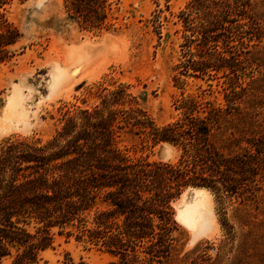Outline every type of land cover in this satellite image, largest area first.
Listing matches in <instances>:
<instances>
[{
  "label": "trees",
  "instance_id": "trees-1",
  "mask_svg": "<svg viewBox=\"0 0 264 264\" xmlns=\"http://www.w3.org/2000/svg\"><path fill=\"white\" fill-rule=\"evenodd\" d=\"M10 1L0 0V63L21 39L5 17ZM64 2L81 30L106 26V0ZM258 3L264 10V0H190L178 15L188 34L177 68L194 78L223 79V104L188 97L177 108L179 118L158 125L121 87L108 90L92 109L64 113L44 142L2 143L0 259L38 264L53 248L56 230L103 246L118 258L110 264H165L176 226L172 204L186 189L255 209L264 185V123L241 104L257 92L251 74L263 67ZM123 134L143 146H172L179 156L175 163L130 158L119 147ZM249 221L247 214L237 218L242 227ZM221 226L232 233L226 219Z\"/></svg>",
  "mask_w": 264,
  "mask_h": 264
},
{
  "label": "rangeland",
  "instance_id": "rangeland-1",
  "mask_svg": "<svg viewBox=\"0 0 264 264\" xmlns=\"http://www.w3.org/2000/svg\"><path fill=\"white\" fill-rule=\"evenodd\" d=\"M189 1L106 0V26L87 31L67 17L64 0H11L5 17L21 39L0 63V145L16 138L44 142L60 127L64 113L92 109L108 90L121 87L158 125L179 118L177 108L188 97L223 104V79L194 78L177 68L185 60L188 34L178 15ZM259 5L254 11L264 29ZM257 58L263 66L251 74L257 92L241 108L264 123V55ZM118 141L133 159L175 163L179 156L172 146H143L130 135ZM195 189H186L172 204L176 226L165 264H264V185L255 209L234 200L219 204L212 192ZM189 192L193 204L186 206ZM193 213L200 221L191 227L183 217ZM245 214L249 225L239 226L237 218ZM224 219L233 225L231 234L221 226ZM54 232L53 248L41 253L38 264H66V258L75 264L118 261L103 246ZM10 262L0 259V264Z\"/></svg>",
  "mask_w": 264,
  "mask_h": 264
},
{
  "label": "bare ground",
  "instance_id": "bare-ground-1",
  "mask_svg": "<svg viewBox=\"0 0 264 264\" xmlns=\"http://www.w3.org/2000/svg\"><path fill=\"white\" fill-rule=\"evenodd\" d=\"M75 72H76V70H75ZM62 73H63V71H62ZM62 73H60V74L58 73V74L61 75ZM54 84H56V83H54ZM193 198H194L193 197V192H189L188 195H187V197H186V199H185L186 206H190V205L193 204ZM182 215L183 214L180 213V216H182ZM180 216H178V217H180ZM183 220H184V222H187L189 225H191V227H194V225L197 224L200 221V216H199L198 213H193V215L190 216V217H183Z\"/></svg>",
  "mask_w": 264,
  "mask_h": 264
}]
</instances>
